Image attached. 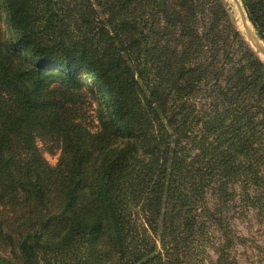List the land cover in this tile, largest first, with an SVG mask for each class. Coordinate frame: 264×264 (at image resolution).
I'll list each match as a JSON object with an SVG mask.
<instances>
[{"label": "trees", "instance_id": "16d2710c", "mask_svg": "<svg viewBox=\"0 0 264 264\" xmlns=\"http://www.w3.org/2000/svg\"><path fill=\"white\" fill-rule=\"evenodd\" d=\"M237 191L264 60L223 0H0V264H237Z\"/></svg>", "mask_w": 264, "mask_h": 264}, {"label": "rangeland", "instance_id": "374dc122", "mask_svg": "<svg viewBox=\"0 0 264 264\" xmlns=\"http://www.w3.org/2000/svg\"><path fill=\"white\" fill-rule=\"evenodd\" d=\"M223 1L227 4L236 24L243 32L237 5L233 0ZM38 143L49 162L53 165L56 164L58 155L48 152L41 140ZM238 191L232 206L226 212L235 240L232 252L236 257L237 264H264V207L247 206Z\"/></svg>", "mask_w": 264, "mask_h": 264}, {"label": "water", "instance_id": "95a60500", "mask_svg": "<svg viewBox=\"0 0 264 264\" xmlns=\"http://www.w3.org/2000/svg\"><path fill=\"white\" fill-rule=\"evenodd\" d=\"M237 5L238 13L240 14V21L243 28V33L251 44L255 52L264 60V41L256 32L255 28L251 24L244 5L241 0H234Z\"/></svg>", "mask_w": 264, "mask_h": 264}, {"label": "bare ground", "instance_id": "6f19581e", "mask_svg": "<svg viewBox=\"0 0 264 264\" xmlns=\"http://www.w3.org/2000/svg\"><path fill=\"white\" fill-rule=\"evenodd\" d=\"M234 1V0H233ZM235 3V2H234ZM236 4V3H235ZM239 19H240V14H239ZM241 22V21H240Z\"/></svg>", "mask_w": 264, "mask_h": 264}]
</instances>
